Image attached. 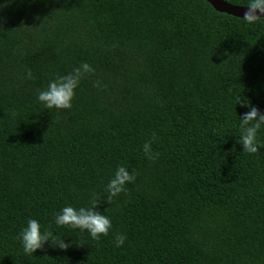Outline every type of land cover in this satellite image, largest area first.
Instances as JSON below:
<instances>
[{
	"label": "trees",
	"instance_id": "16d2710c",
	"mask_svg": "<svg viewBox=\"0 0 264 264\" xmlns=\"http://www.w3.org/2000/svg\"><path fill=\"white\" fill-rule=\"evenodd\" d=\"M85 63L71 108L38 101ZM238 97L264 114V18L205 0H0V264H264V124L244 152ZM120 166L135 179L110 199ZM69 205L107 216L108 235L57 226ZM28 219L68 246L25 253Z\"/></svg>",
	"mask_w": 264,
	"mask_h": 264
},
{
	"label": "clouds",
	"instance_id": "9594fccd",
	"mask_svg": "<svg viewBox=\"0 0 264 264\" xmlns=\"http://www.w3.org/2000/svg\"><path fill=\"white\" fill-rule=\"evenodd\" d=\"M248 8L243 15V20L249 24H254L258 21L261 15L264 14V0H248L245 5ZM93 69L87 63L73 70V73L66 76H60L50 81L46 89L40 91L37 95L38 101L46 109H69L71 108V101L74 97L75 89L78 87L80 79L85 73L92 72ZM238 103L244 107H248L247 111L240 120V127L243 134L239 138V143L243 145V151L249 154H255L261 147L257 140V133L264 124V114L251 106L247 100H241L238 97ZM255 121V123H252ZM144 151L149 152V145H144ZM134 174H129L124 166H120L115 170L112 178L109 179L106 187L111 197H115L121 192L125 191V185L133 182ZM54 223L57 226H69L73 229H80L87 231L93 239H99L101 235H108L111 228L110 219L98 212H92L86 207L74 208L72 206H65L60 209L59 213L55 215ZM18 239L21 243L23 251L27 254H33L38 249H41L45 242L51 241L54 246L61 249L68 245L60 240V237L55 236L52 232L42 231V225L36 219H28L26 225L18 234ZM126 237L123 234H117L114 238L116 247L123 245Z\"/></svg>",
	"mask_w": 264,
	"mask_h": 264
},
{
	"label": "water",
	"instance_id": "95a60500",
	"mask_svg": "<svg viewBox=\"0 0 264 264\" xmlns=\"http://www.w3.org/2000/svg\"><path fill=\"white\" fill-rule=\"evenodd\" d=\"M208 2L214 10L217 12L226 13L228 15H232L234 17L243 18V15L246 11H248V8L246 6H238L228 3L225 0H205ZM257 15H261L264 18V14H260L257 12Z\"/></svg>",
	"mask_w": 264,
	"mask_h": 264
}]
</instances>
